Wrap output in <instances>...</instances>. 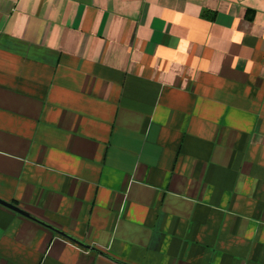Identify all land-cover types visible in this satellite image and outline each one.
<instances>
[{
    "label": "crops",
    "instance_id": "obj_1",
    "mask_svg": "<svg viewBox=\"0 0 264 264\" xmlns=\"http://www.w3.org/2000/svg\"><path fill=\"white\" fill-rule=\"evenodd\" d=\"M0 264H264V0H0Z\"/></svg>",
    "mask_w": 264,
    "mask_h": 264
},
{
    "label": "water",
    "instance_id": "obj_2",
    "mask_svg": "<svg viewBox=\"0 0 264 264\" xmlns=\"http://www.w3.org/2000/svg\"><path fill=\"white\" fill-rule=\"evenodd\" d=\"M0 205H2L4 207H6V208L18 213V214H20V215H22V216H24V217L36 222V223H38V224H40V225H42L44 227H47L48 229L52 230L55 234L70 240L74 244H76V245H78V246H80V247H82V248H84L86 250H94V248H92V247H90V246H88V245H86V244H84L82 242H79V241L67 236L65 233L61 232L60 230H58V229H56V228H54L52 226H49L48 224H46L44 222H41L40 220H38V219L34 218L33 216L27 214L26 212L20 210L18 207L14 206L13 204H10V203H7V202H4V201L0 200Z\"/></svg>",
    "mask_w": 264,
    "mask_h": 264
}]
</instances>
